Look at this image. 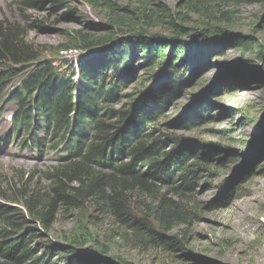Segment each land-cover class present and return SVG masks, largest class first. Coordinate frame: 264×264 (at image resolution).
<instances>
[{"label":"trees","instance_id":"obj_1","mask_svg":"<svg viewBox=\"0 0 264 264\" xmlns=\"http://www.w3.org/2000/svg\"><path fill=\"white\" fill-rule=\"evenodd\" d=\"M18 1L30 8L50 4L56 11L67 9L65 16L75 12L71 0ZM192 1V11L204 15L215 6L250 0ZM87 3L104 10V0ZM158 11L160 22L172 26V34H150L146 27L152 18L143 11L140 23L128 35H79L77 44L65 49L92 53L78 59L74 68L68 63L67 70L61 72H56L52 62L40 60L25 34L26 26L0 21V93L12 80L19 81L11 95L17 103L12 134L20 137L25 131L21 146L33 145L39 152L46 147L47 135L49 146L62 144L67 153L49 174L48 186L26 179L27 184L16 182L0 191L2 198L22 207L21 211L0 204V264H101L102 258L79 248L93 244L102 254L109 253L110 247L99 242L100 238L134 240L151 233L158 239L155 224L171 230L173 223L188 217L160 192L159 185L178 174L193 183L195 171L188 165L196 163V156L177 137L155 134V127L179 96L185 71L206 61L208 41L219 36L224 40L236 37L210 23L191 34L193 30L175 23L166 9ZM138 60L155 73L128 103L112 107L121 91L135 83ZM29 64L38 67L27 73L20 71ZM77 74L78 85L74 82ZM64 117H68L67 122ZM111 121L115 125L111 126ZM39 129L45 130L43 138L38 137ZM80 146L84 152L78 151ZM85 204L93 210L91 224L73 230L60 242H34L42 230L53 229L61 213L81 211ZM109 216L116 218L118 227L105 226ZM168 241L176 242L173 238Z\"/></svg>","mask_w":264,"mask_h":264},{"label":"rangeland","instance_id":"obj_2","mask_svg":"<svg viewBox=\"0 0 264 264\" xmlns=\"http://www.w3.org/2000/svg\"><path fill=\"white\" fill-rule=\"evenodd\" d=\"M71 1L73 16H65L67 9L56 11L50 4L30 8L18 0H0V21L26 26L25 34L40 60L52 62L56 72L67 70L68 63L76 67L78 59L92 53L65 49L77 44L79 35H128L135 31L132 27L140 23L143 11L152 18L147 27L142 25L150 34H172V26L156 15L164 8L175 23L193 30L191 34L210 23L236 37L217 45L207 43L206 61L185 71L179 96L155 127V134L177 137L196 156V163L188 165L195 171L193 183L178 174L159 185L160 192L188 217L173 223L171 230L155 224L158 239L151 233L134 240L102 237L99 242L110 247L109 253L102 254L93 244L79 251L102 258L101 264H122L119 260L126 264H264V0L215 6L204 15L192 11V0H104V10L90 7L87 0ZM220 10L226 13L221 15ZM37 67L29 64L19 69L27 73ZM136 67L135 83L121 91L112 107L128 103L155 73L141 60ZM18 85L13 80L0 96L1 192L16 182L27 184L26 179L48 186L53 168L67 158L49 149L42 154L18 149L17 137L6 136L14 110L9 99ZM79 150L84 152L81 146ZM0 204L22 211L1 196ZM91 214L87 204L81 211L63 212L53 229L42 230L34 242L63 241L73 230L91 224ZM105 221L106 227H118L114 216ZM170 238L175 244L166 243Z\"/></svg>","mask_w":264,"mask_h":264},{"label":"clouds","instance_id":"obj_3","mask_svg":"<svg viewBox=\"0 0 264 264\" xmlns=\"http://www.w3.org/2000/svg\"><path fill=\"white\" fill-rule=\"evenodd\" d=\"M78 77V79H80L79 78V75L77 74L75 77H74V82H75V79ZM13 81V80H12ZM12 83V82H11ZM10 83V84H11ZM79 84V82H77V85ZM18 87H19V85H18ZM4 91H5V89L0 93V96L4 93ZM14 92V91H13ZM12 92V93H13ZM12 93H11V95H12ZM10 95V96H11ZM10 102L12 101V102H14V103H16V101L14 100V99H12V100H9ZM16 107H17V105H15L14 106V110H13V112H12V114H11V118H12V116H13V114H14V112H15V110H16ZM11 126H13V119H12V123H11ZM39 131H40V133L38 134V137L39 138H43L44 137V135L45 134H43L42 133V131H43V129H39ZM21 133V132H20ZM46 136V138L44 139V143H45V148H47V149H49V150H51V151H55V152H63V153H65L64 152V148H63V145L62 144H60L58 147H51V146H49V137H47V135H45ZM25 137H26V135L25 136H23V139L22 140H24L25 139ZM45 148H43V150L45 149ZM25 149H28V150H31V151H34V149L35 150H37V152H39L38 151V149L37 148H35L33 145H30V146H25ZM43 150L42 151H40L39 153H43ZM67 156V153H65V157Z\"/></svg>","mask_w":264,"mask_h":264},{"label":"water","instance_id":"obj_4","mask_svg":"<svg viewBox=\"0 0 264 264\" xmlns=\"http://www.w3.org/2000/svg\"><path fill=\"white\" fill-rule=\"evenodd\" d=\"M223 41H224L223 36H219V37H216V38H212V39H210V40L208 41V44H215V45H217V44L222 43Z\"/></svg>","mask_w":264,"mask_h":264},{"label":"bare ground","instance_id":"obj_5","mask_svg":"<svg viewBox=\"0 0 264 264\" xmlns=\"http://www.w3.org/2000/svg\"><path fill=\"white\" fill-rule=\"evenodd\" d=\"M8 161V160H7Z\"/></svg>","mask_w":264,"mask_h":264}]
</instances>
